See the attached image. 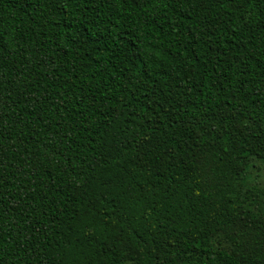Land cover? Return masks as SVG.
<instances>
[{"label":"trees","instance_id":"1","mask_svg":"<svg viewBox=\"0 0 264 264\" xmlns=\"http://www.w3.org/2000/svg\"><path fill=\"white\" fill-rule=\"evenodd\" d=\"M0 264H264V0H0Z\"/></svg>","mask_w":264,"mask_h":264}]
</instances>
